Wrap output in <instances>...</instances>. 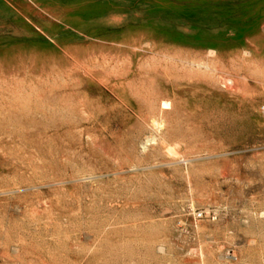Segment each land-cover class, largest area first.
I'll return each mask as SVG.
<instances>
[{
    "label": "rangeland",
    "instance_id": "1",
    "mask_svg": "<svg viewBox=\"0 0 264 264\" xmlns=\"http://www.w3.org/2000/svg\"><path fill=\"white\" fill-rule=\"evenodd\" d=\"M263 106L264 0H0V264H264Z\"/></svg>",
    "mask_w": 264,
    "mask_h": 264
},
{
    "label": "bare ground",
    "instance_id": "2",
    "mask_svg": "<svg viewBox=\"0 0 264 264\" xmlns=\"http://www.w3.org/2000/svg\"><path fill=\"white\" fill-rule=\"evenodd\" d=\"M169 103H164L163 106H167L168 107Z\"/></svg>",
    "mask_w": 264,
    "mask_h": 264
},
{
    "label": "built area",
    "instance_id": "3",
    "mask_svg": "<svg viewBox=\"0 0 264 264\" xmlns=\"http://www.w3.org/2000/svg\"><path fill=\"white\" fill-rule=\"evenodd\" d=\"M263 110H264V106H263Z\"/></svg>",
    "mask_w": 264,
    "mask_h": 264
}]
</instances>
